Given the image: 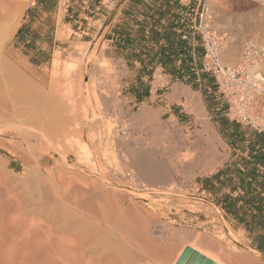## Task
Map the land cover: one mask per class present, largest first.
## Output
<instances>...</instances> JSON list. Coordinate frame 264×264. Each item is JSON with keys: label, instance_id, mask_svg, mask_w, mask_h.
Instances as JSON below:
<instances>
[{"label": "rangeland", "instance_id": "rangeland-1", "mask_svg": "<svg viewBox=\"0 0 264 264\" xmlns=\"http://www.w3.org/2000/svg\"><path fill=\"white\" fill-rule=\"evenodd\" d=\"M20 2L21 14L15 20V31L35 0ZM197 2L199 11L203 5L205 7L202 28L223 43L219 60L224 66L234 67L248 51L254 53L253 62H260L264 56V0ZM15 31H12L1 53L3 65L0 75L7 78L5 81L0 77L1 83H8L4 86L11 83H15L16 87L19 85L31 100L29 107L34 109L45 105V109H50L55 101L61 99L63 105L68 104L76 110L75 118L80 132L69 133L65 142L55 143L53 138L46 144V141L36 138L46 128L43 116L39 117L43 122L37 118L39 122L36 125L37 121H33V124L20 123L4 120L0 116V188H6L5 183L8 186L11 182L21 184L27 171L32 173L36 168V172H44L48 183L51 178L55 182L58 179L69 182L67 191L81 185L82 189L91 192H97L101 187L102 195L113 193L117 197H125L123 193H127L126 201L122 202L124 207L140 209L170 230L185 232L189 235L185 244L201 249V243L193 242L194 238L201 237L212 241L222 250L230 251L233 248L264 264V253L255 246L254 237L258 232L244 230L243 225L225 217L206 194L198 191L199 181L220 167L230 155V149L217 132L199 91L162 77L154 84L152 97L139 104L131 96V87L137 86V81L129 80L120 68L113 65L104 48L94 50V46L88 48L81 45L78 32H59L57 37L64 43L62 48L54 53L53 60L47 65L35 66L31 63L32 57L28 59L16 48L13 42ZM141 82L148 85L149 81ZM178 88L183 90L178 92ZM37 111H33L29 117L43 115L40 110ZM39 123L45 128L39 130ZM240 123L242 129L251 130L247 127L251 124L249 120ZM77 133L79 136H76ZM27 137L32 142L31 146L23 142L28 140ZM198 139L205 140L211 155L200 167L189 165L184 159L187 148ZM76 141L91 151V159L82 158L84 156L77 151ZM124 141H135L141 146L142 153L153 155L155 163L161 164L159 166L167 173L169 182L154 186H144L145 183L139 181L137 184L139 179L129 173L128 166L122 160L126 153L119 150V143ZM46 171L50 172L49 176ZM118 172H122L123 176ZM104 182L116 190L111 193ZM77 210L80 214L81 210ZM74 215L81 218V214ZM161 243V249H166V244ZM175 254L167 264L174 263ZM155 259H151L152 263L165 262L160 258Z\"/></svg>", "mask_w": 264, "mask_h": 264}, {"label": "bare ground", "instance_id": "bare-ground-1", "mask_svg": "<svg viewBox=\"0 0 264 264\" xmlns=\"http://www.w3.org/2000/svg\"><path fill=\"white\" fill-rule=\"evenodd\" d=\"M19 2L20 0H0V67L3 65L1 53L4 45L17 26L15 20L21 12ZM252 59L249 57L247 61L243 60L242 55L234 67L241 62L247 64L246 67L249 68L252 65L250 69L241 72V88L256 92L258 82L261 81L259 77H264V56L260 62H253ZM222 66L226 67L223 64ZM2 79L7 81V78ZM5 83L0 84L2 119L28 124L37 121L36 125L42 121L39 117L43 116L46 128L39 123L41 125L38 126L39 130L45 128V131H40L41 133L36 136L38 141L41 139L47 142L54 138L55 143L65 142L69 133L80 132L79 123L75 118L77 113L72 106L67 104V108L60 99L55 101L50 109L46 108L49 111L45 109L47 105L34 109L32 106L29 107L31 100L25 91L20 90L19 85L16 87L15 83H11L4 86ZM35 110L36 112L40 110L43 115L39 113L41 116L37 114L29 117ZM37 118L40 120H36ZM76 136H79L78 133ZM29 139L23 142L31 146L32 142ZM205 144L203 139L192 142L185 151L187 153L185 162L199 167L205 165L211 157ZM77 147V151L84 156L82 158L91 157V151L85 145L79 143ZM119 147V150L122 149L126 153L122 160L128 166L127 170L133 177L139 179L137 184L139 181L144 182V186L146 184L154 186L169 182L167 173L159 166L161 164L155 163L153 155L142 153L137 142H120ZM36 171L35 173L27 171L21 184L11 182L8 186L5 183L6 188H0V264H156L152 263V258L163 259L164 264H167L174 252L176 257L175 260L173 257L172 261L176 264L186 247L215 264H259L257 260L246 257L233 248H230V251L222 250L212 241L201 237L193 239L194 243H201V249L185 244L189 235L181 230H170L157 220L151 219L148 214L139 211L140 209L124 207L122 202L126 201L127 193H123L125 197L123 195L117 197L112 193V190L116 189L111 188L110 184L104 182V186L111 190L112 194L102 195L101 187L97 192L92 188H90L92 192L89 189L84 190L81 185H77L80 189L75 185L76 187L67 191L66 186L69 182L66 180L58 179L55 182L51 178L48 183L44 172ZM126 172L123 170L124 174H127ZM47 175L49 176L50 172ZM77 209L81 210V218L74 215L75 213L80 215ZM161 242L166 244V249H161Z\"/></svg>", "mask_w": 264, "mask_h": 264}, {"label": "crops", "instance_id": "crops-1", "mask_svg": "<svg viewBox=\"0 0 264 264\" xmlns=\"http://www.w3.org/2000/svg\"><path fill=\"white\" fill-rule=\"evenodd\" d=\"M121 1L35 0L15 31L13 42L24 56L28 59L32 57L33 65H47L64 44L57 37L59 32H78L81 45L92 47ZM198 11L197 0H124L114 14L99 47L104 48L110 62L120 68L129 80L149 81L148 96L138 102L139 104L152 97L154 85L151 81L156 79L157 73L172 80L160 65V58L169 47L170 40L179 38L187 41L190 45V57L196 59L194 49L198 32ZM178 57L175 60L177 63L182 55L179 54ZM147 71H151L150 74H145ZM182 90L177 89L178 92ZM133 100L137 103L135 98ZM221 107L219 105L212 108L209 113L217 132L230 149V155L220 167L205 177L214 175L223 168L234 151L229 145L230 142L221 135L216 121V116L222 115ZM235 154L247 158L246 153ZM259 171L264 174L263 168H259ZM200 187L198 185V189ZM201 193L210 198L209 193Z\"/></svg>", "mask_w": 264, "mask_h": 264}, {"label": "trees", "instance_id": "trees-1", "mask_svg": "<svg viewBox=\"0 0 264 264\" xmlns=\"http://www.w3.org/2000/svg\"><path fill=\"white\" fill-rule=\"evenodd\" d=\"M168 46L164 51L165 56L160 58V65L165 73L173 81L184 83L193 91H200L208 111L222 106V115L216 116L219 131L230 142L232 150L246 153L248 158L236 156L233 151L223 168L199 181L201 187L198 191L209 193L215 207L228 219L243 225L244 230L257 231L255 246L264 253V174L259 171V168L264 169V134L242 129L240 124L230 121L226 116L227 106L217 94L213 76L201 70L204 49L199 31L194 49L195 60L190 57V45L187 41L172 39ZM179 54L182 58L177 63L175 60L177 61ZM149 72L151 71L145 74H150ZM131 96L137 103L141 102L148 96V85L137 81V86L131 87Z\"/></svg>", "mask_w": 264, "mask_h": 264}, {"label": "built area", "instance_id": "built-area-1", "mask_svg": "<svg viewBox=\"0 0 264 264\" xmlns=\"http://www.w3.org/2000/svg\"><path fill=\"white\" fill-rule=\"evenodd\" d=\"M205 7L202 6L197 14L198 31L204 49L201 61V70L210 73L217 86V94L226 103V116L230 121L241 125L240 121L249 120L251 123L247 127L258 133L264 134V77L258 82L256 92L245 91L241 88V72L248 70L247 64L236 65L233 68L223 67L219 60V55L223 51V43L202 28L205 18ZM253 52L248 51L244 56L246 61L253 57ZM156 79L151 81L155 84L161 79V73L155 75ZM255 110V112H253Z\"/></svg>", "mask_w": 264, "mask_h": 264}, {"label": "water", "instance_id": "water-1", "mask_svg": "<svg viewBox=\"0 0 264 264\" xmlns=\"http://www.w3.org/2000/svg\"><path fill=\"white\" fill-rule=\"evenodd\" d=\"M124 0H122L118 6L116 7V9L114 10V12L112 13V15L110 16V18L108 19L104 29L102 30L101 34L99 35L93 49L94 50H97L101 44V42L103 41L104 37H105V34L109 28V25H110V22H111V19L113 18L114 14L116 13V11L119 9V7L121 6L122 2ZM176 264H215V263H212L209 259L205 258L204 256L198 254L196 251H193L191 248L189 247H186L178 261L176 262Z\"/></svg>", "mask_w": 264, "mask_h": 264}]
</instances>
